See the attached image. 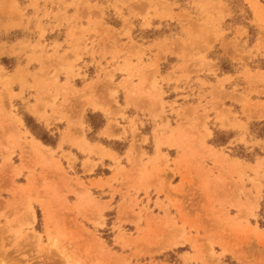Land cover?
<instances>
[{
	"label": "rangeland",
	"instance_id": "rangeland-1",
	"mask_svg": "<svg viewBox=\"0 0 264 264\" xmlns=\"http://www.w3.org/2000/svg\"><path fill=\"white\" fill-rule=\"evenodd\" d=\"M91 1L8 0L0 5V16L17 22H0V260L11 264L4 260L6 252L13 264H264V73L249 71L253 98L244 99L241 108L232 106L225 81L207 85L198 80L197 97L194 90L181 93L190 95L186 102L198 104L175 112L164 102L158 80L160 70L170 67V55L180 61L171 70H264V0H130L129 6L141 5L147 23L165 22L162 32L174 39L167 55L151 58L147 51L153 47L133 40L112 47L108 34L95 53L103 56L100 73L88 75L78 62L90 40L73 35L75 27L65 46L23 45L31 52L21 61L27 67L47 63L44 70H14L13 40L33 35V21L42 36L41 21L61 20L73 28L86 13L99 14L94 24L106 27L102 19H111L105 7ZM127 5L114 8L121 14ZM69 10L75 13L69 16ZM44 71L41 82L37 73ZM116 74L126 75L124 85ZM76 79L88 82L77 88ZM207 88L212 91L204 94ZM126 95L149 103L140 108L148 111V119L131 121L128 152L126 141L109 142L84 122L86 108L104 101L121 110L113 126L123 129L117 119H125ZM38 108L65 122L62 139L31 121L30 113L39 116ZM174 117L181 119L177 125L170 120ZM93 118L96 125L102 123L101 116ZM30 131L57 147H44ZM142 147L150 153L154 148V154ZM106 159L114 166L107 167ZM249 162L257 164L254 179L247 174Z\"/></svg>",
	"mask_w": 264,
	"mask_h": 264
},
{
	"label": "crops",
	"instance_id": "crops-1",
	"mask_svg": "<svg viewBox=\"0 0 264 264\" xmlns=\"http://www.w3.org/2000/svg\"><path fill=\"white\" fill-rule=\"evenodd\" d=\"M130 0H97V3L99 5H102L105 7V15L110 16V21L104 20V23L106 27L99 28L97 26L98 23L94 24L93 19L99 18V14H93L89 16V13L85 14V20L83 22H78L76 25L73 24V28L70 27V25L62 23L61 20H54L49 19L47 21H41L40 25L42 26L43 30L46 31V34L42 36L41 32L38 31L37 27L39 24L37 21L31 22L32 28H33V35H23L21 37H17L13 40V59H16L14 70H18L19 68H27V70H44L45 67H47V63L42 64H35L32 63L31 65H28L27 67V61H21L22 59H25L27 55L30 54L31 50L27 48L26 50L23 48L25 44H28L30 42L31 45L41 42V44H47L48 46H52L55 43L62 44L65 46V44L69 41L71 34L70 30L77 27L78 32H75L73 35H78L80 38H86L87 40H90L87 49H84L82 53L79 54V57H81L80 61L78 62V69L83 70L86 74L89 75L90 70L93 71V76H96L100 73L99 68V62L103 59V56L101 54H95L98 52V43L100 42L101 38L106 35H112L113 41L111 42V46H118V45H124V44H130L131 40L136 42L138 45L143 46L144 48L153 47V50L147 51V55H149L151 58L159 57L162 58V53L168 54V44L174 41L171 34H167L162 32L164 26V21H161L159 19H153L149 23L144 21L141 17L143 13V9L141 8L140 4H133L132 6H129ZM95 1H91V3H94ZM8 3V0H0V5ZM12 6V3L9 2ZM28 3V2H27ZM120 3L128 4L125 8L122 9V13L120 14L117 10H115L114 7H119ZM29 4V3H28ZM43 3L39 5L41 10H44L45 7H43ZM48 6V5H47ZM48 8V7H47ZM27 12L30 7H26ZM0 10H2L0 8ZM63 10V9H62ZM161 11V9H160ZM167 11L170 12L169 9ZM174 12V11H173ZM75 13L74 10H69L68 15L71 16ZM28 16V15H27ZM90 17L91 22H87V17ZM27 20H23V25L25 26L27 24ZM0 22L6 23V24H14L17 23L16 20L13 17L9 18H2L0 16ZM19 23V21H18ZM62 23V24H61ZM60 25V26H59ZM153 32L152 35H147L149 32ZM76 41H85V40H76ZM227 41V40H226ZM228 42V41H227ZM226 43V42H225ZM233 44V40H229V46ZM95 46L93 47L92 45ZM47 46V54L52 55L48 50ZM28 47V46H27ZM67 47V46H66ZM161 50V51H160ZM226 50V49H225ZM236 50L234 49L233 53L235 54ZM226 53V52H225ZM174 55H170L169 57L166 56V58H169L170 67L167 70H160V77L159 81L161 84V87L163 89V92L165 94L164 96V102H166L169 107H172V109L175 112H178L179 110L183 108H187L190 106L197 105L198 103L192 102H186L183 100L186 97H190V95H181L182 92H186L188 94V91L194 90V97H197L199 94L200 89H202L198 83H195L196 81L200 80L203 81L207 85H215L218 84L219 81H225L224 82V88L228 90L229 94L233 98L234 103L232 106H235L236 108L238 106H242V101L244 99L251 100L253 97L248 93L252 89V83L248 80L249 71H251L252 74L259 72L264 73V70H230L227 72H221L220 70H171L178 64H180V61L174 60ZM172 58V59H171ZM49 64V62H48ZM105 66V64H103ZM205 67H208V64H205ZM210 67V66H209ZM212 69V68H211ZM191 74L190 80L191 83L187 79V75ZM124 79H126L125 74H116V80L119 81L120 84L124 85ZM90 80V78H89ZM75 85L77 88H81L80 86H84L85 82H88L86 80H75ZM80 82V86L79 83ZM136 82V81H135ZM123 91H125V88H122ZM210 88H207L204 90V94L206 92H210ZM125 96V94H124ZM141 101H137L136 99H132L131 96L126 95L123 105H121L122 108H124L123 116H125V119L118 118L119 124L123 127V129L116 128L113 126L114 122V114L120 113L121 110L114 109V107H109L107 104L100 102L96 105H99L96 108L88 107L86 108V113L88 111V117L87 119L84 118L85 125L88 129L95 131L97 136L103 137L109 142L113 143H120V142H127V152L129 148L131 147L130 138L132 136V126L131 121L135 119L136 123L137 120H143L148 119L147 114L148 111L141 110L140 108H146L149 107V103H140ZM140 103V104H139ZM31 105H34L35 103L30 101ZM139 104V105H138ZM137 105V106H136ZM142 105V106H141ZM238 105V106H237ZM39 112V116H35L34 114L30 113V117H32L31 121L33 120L36 125H40L43 127L48 133L50 134H58L59 140L62 139V136L66 132V126L64 121H54V119L49 118L46 116L43 112V109H37ZM47 114H49V111H47ZM95 115L101 116V124H95L93 118ZM171 122H174L172 124L177 125L180 121L178 118L170 119ZM145 125H153L151 128L156 126V123L154 121L145 120ZM144 122V121H143ZM158 122V121H157ZM49 123V124H48ZM174 128V125H172ZM55 128H57L55 130ZM139 128V127H138ZM141 130V127L139 128ZM143 131H141V134ZM30 134L32 137H34L36 140H38L40 137H38L33 131H30ZM145 136V135H143ZM233 140H238L239 136L237 134L233 135ZM250 141L255 145L254 138L249 137ZM257 139V138H256ZM40 140V139H39ZM42 140V139H41ZM41 144L44 147L53 149L57 146L45 144L43 141H41ZM248 140V138H247ZM145 152H147L149 155L154 154V148L152 149L153 153L150 151H147L145 147H142ZM162 152H164L162 150ZM110 153L112 155L117 156L118 158H122L123 155L121 153L114 151L113 149H110ZM84 157L81 162L83 163L86 159ZM264 159V157H262ZM108 164L107 167H113L114 162H112L110 159L105 160V164ZM248 168L247 174L249 179H254L255 173L253 172L256 168L255 162H249L246 163ZM111 176V173L104 176H98L92 177L91 179L93 181H97L99 178H108ZM236 179V178H235ZM251 188V185L249 186ZM105 190H107L105 188ZM111 194V193H107ZM109 199V198H108ZM110 200V199H109Z\"/></svg>",
	"mask_w": 264,
	"mask_h": 264
},
{
	"label": "bare ground",
	"instance_id": "bare-ground-1",
	"mask_svg": "<svg viewBox=\"0 0 264 264\" xmlns=\"http://www.w3.org/2000/svg\"><path fill=\"white\" fill-rule=\"evenodd\" d=\"M17 12H19V11H17ZM17 12H16V13H17ZM115 51H116V49H115ZM33 56H34V55H33ZM34 57L36 58V56H34ZM37 58L39 59V57H37ZM37 58H36V59H37ZM62 59H63V58H62ZM33 60H34V58H33ZM38 61H39V60H38ZM64 65H65V64H64ZM1 70H2V69H1ZM44 72H45V71H44ZM16 73H17V72H16ZM40 73H41V72H40ZM40 73H37V74L40 75V76H42V77H43V75L46 77V72H45V74H44V73H43V74H40ZM18 74H19V73H18ZM24 74H25V73H24ZM24 74H23V75H24ZM21 75H22V74H21ZM18 76H20V75H18ZM21 77H22V76H21ZM45 77H43L41 80H39L41 77L39 78V76H38L39 79H38V78H37V79H38L39 81L42 82L43 79H44ZM18 79H19V78H18ZM18 79H17V80H18ZM26 79H27V78H26ZM26 79H25V80H26ZM39 81H38V82H39ZM23 84L26 85L27 83H23ZM23 84H22V85H23ZM37 84H39V83H37ZM46 84H47V82H46ZM44 85H45V84H44ZM40 86H41V85H40ZM24 87H25V86H24ZM35 87H36V86H35ZM43 87H44V86H43ZM129 87H131L130 84H129L128 88H129ZM40 88H41V87H40ZM40 88L37 87L38 90H39ZM37 89H36V90H37ZM44 89H45V88H44ZM140 90H141V89H140ZM39 91H40V90H39ZM45 91H46V90H45ZM47 91H48V89H47ZM136 91H137V90H136ZM41 92H42V91H40V93H41ZM42 93H44V90H43ZM37 97H38V95H37ZM34 98H35V97H34ZM94 100L97 101V99H94ZM100 101H101V100H100ZM91 102H94V101H93V100H92V101L90 100V103H91ZM103 102H104V101H103ZM147 102H148V101L146 100V103H147ZM94 103H95V102H94ZM106 103H108V102H106ZM140 103H141V102H140ZM140 103H139V104H140ZM139 104H138V105H139ZM136 106H137V105H136ZM141 106H142V105H141ZM141 108H142V107H141ZM146 108H147V106H146ZM146 108H145V109H146ZM31 109L34 110V108H31ZM51 111H52V110H51ZM33 112H34V111H33ZM16 119H18V118H16ZM20 121L22 122L21 119H20ZM15 125H16V124H15ZM21 125H22V124H21ZM21 125H20V126H21ZM23 125H24V124H23ZM20 126H19V127H20ZM14 132H15V131H14ZM81 135H82V136H81V139L84 138V137H83L84 135H83V134H81ZM15 136H16V134H15ZM77 139H79V138H77ZM70 140H71V139H70ZM81 141H82V140H81ZM81 141H80V142H81ZM31 142H32V141H31ZM78 146H79V144H78ZM87 146H88V145H87ZM82 147H83V146H82ZM88 147H89V146H88ZM79 148H81V146H80ZM86 148H87V147H86ZM96 149H97V148H96ZM96 149H95V150H96ZM99 149H100V148H99ZM85 150L87 151V149H85ZM95 150H94V151H95ZM3 151H5V150H3ZM41 151H43V150L41 149ZM83 151H84V150H83ZM97 151H98V150H97ZM103 151H104V150H103ZM105 151H106V150H105ZM35 152H36V151H35ZM3 153H4V152H3ZM5 153H6V155H8L7 151H6ZM5 153H4V154H5ZM41 153H42V152H41ZM101 153H102V152H101ZM43 154H44V153H43ZM89 154H90V153H89ZM91 154H92V153H91ZM44 155H45V154H44ZM93 155H94V154H93ZM97 155H100V152H99V151H98V154H97ZM46 156H47V155H46ZM101 156H102V155H100V157H101ZM48 157H50V156L48 155ZM40 158H41V157H40ZM46 158H47V157H46ZM50 159H52V158H50ZM2 245H3V243L0 241V250H4V248L2 247ZM8 255H9V257H8ZM0 257H1V251H0ZM3 257H4V260H7V261L11 262V264H13V256H11L9 253H6V252L4 253V252H3ZM11 257H12V258H11ZM0 264H3V263H2V260H0Z\"/></svg>",
	"mask_w": 264,
	"mask_h": 264
}]
</instances>
